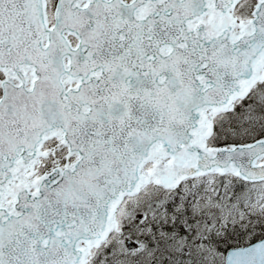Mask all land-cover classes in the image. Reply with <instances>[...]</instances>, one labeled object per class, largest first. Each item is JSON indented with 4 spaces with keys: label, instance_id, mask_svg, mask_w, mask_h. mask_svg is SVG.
Instances as JSON below:
<instances>
[{
    "label": "snow or ice",
    "instance_id": "1",
    "mask_svg": "<svg viewBox=\"0 0 264 264\" xmlns=\"http://www.w3.org/2000/svg\"><path fill=\"white\" fill-rule=\"evenodd\" d=\"M0 264H264V0H0Z\"/></svg>",
    "mask_w": 264,
    "mask_h": 264
}]
</instances>
